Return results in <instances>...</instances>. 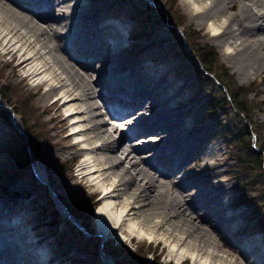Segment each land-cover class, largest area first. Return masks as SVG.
<instances>
[{"label": "bare ground", "instance_id": "6f19581e", "mask_svg": "<svg viewBox=\"0 0 264 264\" xmlns=\"http://www.w3.org/2000/svg\"><path fill=\"white\" fill-rule=\"evenodd\" d=\"M183 3L232 67L249 77L264 72V0ZM87 6V0H0V53L16 55L25 77L64 109L67 138L83 157L77 172L100 193L99 235L162 242L165 261L174 264H264L259 236L236 240L240 255L219 243L242 228L234 227L239 213L228 198L234 185L223 179L227 157L218 145L201 144L213 138L208 129L197 133L188 124L189 110L181 111L187 101L179 100L167 73L127 68L125 20L96 27ZM93 29L103 38L95 40ZM15 122L21 127L18 116ZM36 169L47 180L44 169ZM17 224L0 223V264H55L46 244Z\"/></svg>", "mask_w": 264, "mask_h": 264}, {"label": "rangeland", "instance_id": "374dc122", "mask_svg": "<svg viewBox=\"0 0 264 264\" xmlns=\"http://www.w3.org/2000/svg\"><path fill=\"white\" fill-rule=\"evenodd\" d=\"M87 1V15L96 27L103 25L105 21L124 22L125 20L127 23L125 25L129 28L126 37V45L129 47L126 58L127 68L131 70L134 67L137 69L144 67L161 73L160 75L167 73L168 79L175 82L173 90L177 92L179 100L187 101L181 111L189 110L185 114V118L189 120L188 124L194 127V132L197 133L207 128L208 134L213 137L201 144L207 147L214 143L220 148L222 157H227L229 169L223 174L225 176L223 179L234 185L228 198L230 201H236L231 207L234 212L239 213V219L234 227L242 228V230L234 236L235 238L221 237L219 241L221 247L240 255V250L233 243L241 237L259 236L264 241V183L261 177L264 169L248 168L242 164V160L247 158L244 155L246 150L236 145V135L245 125L241 115L231 105V96L225 94V86H238L246 91L245 96L238 95V97L244 99L248 106L244 116L253 124L252 133L250 131L248 133L252 138L251 145L259 151L258 145L264 140V72L249 77L232 67L216 38L205 25L198 26L183 0ZM137 1L142 7L147 5L161 8L164 12L163 19L151 20L154 28L151 29L152 34L148 37V33L146 32L145 35L142 30L145 19L140 18L134 9V4H131ZM93 30H90V33L93 36L97 35L95 29ZM95 38L100 40L103 37L97 35ZM167 39H169L168 46L165 44L160 47V43L166 42ZM203 46L209 47L215 54L217 61L213 62L214 66H224L227 69V77L223 78L222 85L212 77L207 78L210 75L201 66L196 56L195 50ZM162 77L160 76L158 80L160 81ZM1 87L6 90L11 108L12 106L21 108L27 102L30 106L26 116L28 125L13 110L27 135V141L29 140L27 130L30 129L41 138L40 152L44 157L50 161L55 160L57 165L65 166L64 172H59L55 176L57 184L62 181L61 187L64 190L69 192L67 189H71L79 196L88 198L90 203L95 204V208L91 215H88L87 211L83 212L82 216L85 220L82 221L61 201L65 211L74 219L72 220L63 215L58 204L51 198L60 216V223L57 225L60 233L55 237L49 236L46 234L48 228L40 222L37 223L36 206L43 202V199L41 198L42 190L36 187L34 193L27 198L17 196L3 199L0 197V223L17 219V225L35 235L33 238L38 240V244H46L55 264H136L137 262L138 264H174L172 261H165L167 247L162 242L155 243L147 239L133 238L128 243L119 241L115 236L108 235L104 238L99 235L95 212L100 205V193L77 172L83 157L77 153L74 140L67 138L70 130L65 120L64 109L60 103L45 99V89L34 86L25 77L18 57L12 53H0V89ZM1 98L4 100L2 96ZM210 99L220 100L217 103L220 104V108L209 109L206 103ZM121 109H123L122 106H117L116 112L122 113ZM6 114L8 115V112ZM105 118L108 121L111 120V117L107 115ZM10 125L23 142V135L11 122ZM115 138L118 139L119 135L115 134ZM30 152L33 173L37 174V166L42 167L49 182L45 165L35 156L33 150L30 149ZM196 158L199 163H204L203 156L198 155ZM262 161L264 165V152ZM69 166H72L71 172L67 170ZM212 170L214 171V167ZM204 173L201 172L199 175L207 178L217 176V173L206 175ZM195 175L191 173L189 177H195ZM38 177L37 180L42 183ZM51 189L54 190L53 187ZM58 191L62 193L61 189ZM47 193L50 196L48 188ZM222 235L224 236L223 232ZM63 252L65 254H62ZM104 256L111 259V262H107ZM181 264H191V261L185 259Z\"/></svg>", "mask_w": 264, "mask_h": 264}, {"label": "trees", "instance_id": "16d2710c", "mask_svg": "<svg viewBox=\"0 0 264 264\" xmlns=\"http://www.w3.org/2000/svg\"><path fill=\"white\" fill-rule=\"evenodd\" d=\"M117 1L123 2L125 0ZM131 4H134V9L140 18L143 20L145 19V23L142 25V30L145 32V35L148 33L147 37L150 36L152 34L151 29L154 28V26H152L153 21L151 20H153V18L163 19L164 12H162L161 8H153L147 5H143L142 7L139 1ZM168 40L169 39H167L164 43H160V47L165 44L167 45ZM195 53L201 63V66L210 75V77L207 76V78L209 79L212 77L218 84L222 85L223 78L227 77V69L224 66H214L215 64H213V62L217 61V58L212 50L209 49V47L203 46L199 49L197 48ZM0 93L4 100L10 105V101L7 98V93L4 87H1ZM225 94L226 96H231V105L235 108V111L241 115L243 124L245 125L244 128L239 129L236 135V145L242 150H246L244 155L247 158L242 160V164L248 168H257L259 170L264 169L262 161L264 140L258 145L259 151L251 145L252 138L248 132L250 131L252 133L251 129H253V124L244 116L248 109L245 100L238 97V95L245 96L246 91L238 86H225ZM219 101H213L210 99L207 101L206 106L208 105L209 109L217 110V108H220V104H217ZM27 103H25L21 108L18 106H12L13 110L23 118L26 125H28V121L26 119L27 112L28 109L30 110V106ZM27 132L29 134V149L33 150L35 156L45 165L49 184L54 188V191L67 209L77 218L84 221L85 218L82 216L83 212L87 211V214L91 215L95 208V204L90 203L88 198L79 196L78 193L74 192V190L67 189L69 192L64 190V188L61 187L63 186L62 181L57 184V177L55 176L59 174V172H64L65 166H62L61 164L57 165L55 160L50 161L45 158L40 152L39 140L41 138H39L36 133L30 129H28ZM67 170L71 172L72 166H69ZM261 173L264 183V170ZM36 187L42 190L41 198L43 199V202L37 204L36 206L37 223L40 222L43 226L48 228V232L46 233L47 235L55 237L60 233L57 228V225L60 223L59 213L54 207L51 196L47 193V187L43 183H40L33 173L28 148L11 127L9 117L5 110L0 108V197L3 199H10L17 196L27 198L31 195V193H34ZM59 189L62 190V193L58 191ZM62 254L65 253L63 252ZM136 264H138V262Z\"/></svg>", "mask_w": 264, "mask_h": 264}, {"label": "water", "instance_id": "95a60500", "mask_svg": "<svg viewBox=\"0 0 264 264\" xmlns=\"http://www.w3.org/2000/svg\"><path fill=\"white\" fill-rule=\"evenodd\" d=\"M0 97H1V96H0ZM0 108L4 109V110L6 111V113L8 112V117H9V120H10L11 124H12L15 128H17V130H18L19 133H21V134L23 135V142H24V144L26 145V147L28 148V150H29V154L31 155V152H30V149H29V145H28V143H27V142H28V141H27V135H26V133L24 132L23 128L17 126V124H16V122H15V117H16L15 112L13 111V109L11 108V106H10L8 103H6L2 98H1V100H0ZM34 173H35V172H34ZM35 175H37V174L35 173ZM37 177H38V176H37ZM38 178H39V177H38ZM39 179H40V178H39ZM40 181H41L43 184H45V185L47 186L51 198H53V200H54L57 204H60V206H61L62 208L65 209V207H64V205L62 204L61 200L57 197L56 192H55L54 190L51 189V185L49 184L48 180H42V179H40ZM61 210H63V209H61ZM71 219H72V218H71ZM72 220H74V219H72Z\"/></svg>", "mask_w": 264, "mask_h": 264}]
</instances>
